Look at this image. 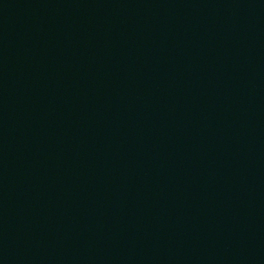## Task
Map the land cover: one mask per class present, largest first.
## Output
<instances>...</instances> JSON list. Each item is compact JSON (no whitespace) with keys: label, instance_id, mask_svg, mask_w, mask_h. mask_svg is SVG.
<instances>
[{"label":"water","instance_id":"obj_1","mask_svg":"<svg viewBox=\"0 0 264 264\" xmlns=\"http://www.w3.org/2000/svg\"><path fill=\"white\" fill-rule=\"evenodd\" d=\"M0 264H264V0H0Z\"/></svg>","mask_w":264,"mask_h":264}]
</instances>
